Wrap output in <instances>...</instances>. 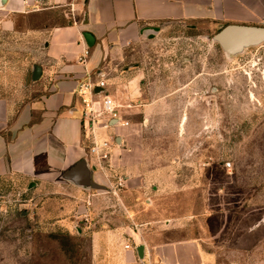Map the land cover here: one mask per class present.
I'll return each mask as SVG.
<instances>
[{
    "label": "crops",
    "instance_id": "0c3cea01",
    "mask_svg": "<svg viewBox=\"0 0 264 264\" xmlns=\"http://www.w3.org/2000/svg\"><path fill=\"white\" fill-rule=\"evenodd\" d=\"M227 25L264 27V0H0V188L12 182L36 201H67L59 220L68 229L87 214V231L78 232L89 235L90 264H205L197 243L166 241L167 229L139 213L132 193L147 186L149 173L135 134L154 110L171 108L163 105L182 97L184 87L154 82L141 64L116 67L135 62L139 46L164 44L178 28L200 36ZM35 66L41 76L32 81ZM88 80L105 81L128 126L99 124L85 133L78 89ZM94 139L109 143L108 160L92 153ZM81 160L105 190L63 178ZM104 201H121L125 212L105 210Z\"/></svg>",
    "mask_w": 264,
    "mask_h": 264
},
{
    "label": "rangeland",
    "instance_id": "374dc122",
    "mask_svg": "<svg viewBox=\"0 0 264 264\" xmlns=\"http://www.w3.org/2000/svg\"><path fill=\"white\" fill-rule=\"evenodd\" d=\"M183 28L116 67L141 64L154 82L184 87L135 134L149 173L134 202L166 241L197 243L205 264H264V44L229 56L215 32ZM34 198L12 182L0 188V264H90L89 235L78 232L86 220L68 229L59 220L67 201ZM104 206L125 212L121 201Z\"/></svg>",
    "mask_w": 264,
    "mask_h": 264
},
{
    "label": "water",
    "instance_id": "95a60500",
    "mask_svg": "<svg viewBox=\"0 0 264 264\" xmlns=\"http://www.w3.org/2000/svg\"><path fill=\"white\" fill-rule=\"evenodd\" d=\"M5 2L6 0H1ZM88 46L93 42L89 34H84ZM213 40L221 47L226 55L234 56L243 53L250 47L264 44V27L227 25L213 36ZM41 76V68L35 66L31 74V80L36 81ZM63 178L75 185L94 190H105L93 180V174L88 168L87 162L81 160L68 169ZM139 256L143 257V247L138 248Z\"/></svg>",
    "mask_w": 264,
    "mask_h": 264
},
{
    "label": "built area",
    "instance_id": "2783aa9c",
    "mask_svg": "<svg viewBox=\"0 0 264 264\" xmlns=\"http://www.w3.org/2000/svg\"><path fill=\"white\" fill-rule=\"evenodd\" d=\"M87 53L88 52H86L85 55ZM85 55L80 58L81 62L85 61ZM98 89L99 91H97ZM78 93L80 94L83 104L81 119L85 133L88 131L92 133L99 124H101L104 129L112 127L113 122L122 126L129 125V121H122L120 119V113L118 111L119 106L115 104L112 97L108 94L105 81L99 80L96 82L88 80L81 83ZM103 118L106 120H103ZM109 147L110 145L108 142L105 141L101 144H97L94 139L91 151L98 156L99 160H108L109 154L107 150ZM119 185L123 187L121 180H119ZM84 219L87 221V214Z\"/></svg>",
    "mask_w": 264,
    "mask_h": 264
}]
</instances>
